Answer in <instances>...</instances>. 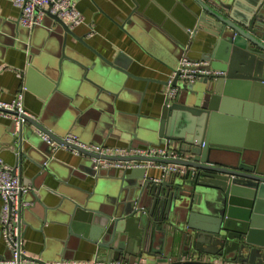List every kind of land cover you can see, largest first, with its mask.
Segmentation results:
<instances>
[{"label":"water","instance_id":"obj_1","mask_svg":"<svg viewBox=\"0 0 264 264\" xmlns=\"http://www.w3.org/2000/svg\"><path fill=\"white\" fill-rule=\"evenodd\" d=\"M195 1L202 11L193 14L194 27L188 33L203 32L201 46L206 49L200 66L187 69L195 80L182 78V56L164 83L177 89L175 99H166L159 119L126 133L129 150L165 145L182 159L107 156L66 144L63 138L76 134L67 128L77 127L82 116L90 120L84 132L94 141L105 133L112 136L117 130L116 102L125 79L135 77L118 60L95 52L49 12L32 30L15 23L18 39L30 40L20 28L31 33L36 50L31 53L40 61L38 66L33 60L29 72L56 75L51 84L45 83L49 97L66 94L75 112L55 121L47 117L46 107L37 116L0 108L1 113L19 118V124L12 120L9 136L1 142V149L14 150L16 164L0 159L12 168L20 167L23 159L35 164L40 170L36 198L43 203L50 196L59 199L40 212L31 208L23 212L24 225V216L31 211L36 216L34 229L57 225L62 232L40 257L25 256L29 263L73 261L82 245H90L96 249L97 264H264V0ZM137 17L133 12L128 24H142ZM47 21L55 28L41 44L35 33ZM5 26L0 25V37ZM68 37L105 66L70 57ZM180 46L176 51L189 50L191 44ZM24 49L28 51L27 46ZM235 130L238 134L231 138L229 132ZM44 137L77 150L82 159L77 168L58 173L54 162L59 149ZM94 159L161 163L178 166L179 171L156 182L146 178V167L123 170L118 177L119 169H95ZM71 177L83 183L92 179L93 189L71 184ZM47 255L54 257L52 263Z\"/></svg>","mask_w":264,"mask_h":264},{"label":"crops","instance_id":"obj_2","mask_svg":"<svg viewBox=\"0 0 264 264\" xmlns=\"http://www.w3.org/2000/svg\"><path fill=\"white\" fill-rule=\"evenodd\" d=\"M74 3L85 18V23L73 30L75 34L83 38L104 58L110 61L118 60L119 66L126 68L135 79L129 77L125 79L122 97L116 102L117 130L112 136L109 137L108 133H105L99 137L98 142L94 141L93 137L84 132L89 128L90 120L83 116L77 127L73 128L72 125L67 128L68 132L73 130L81 141L103 145L106 149H128L129 139L126 133L134 132L142 122L157 120L161 117L169 91L164 83L173 74L179 59L186 56L192 61H201V56L206 50L201 46L204 33L198 31L195 36H190L188 32L194 27V15H199L202 9L195 0H75ZM135 11L140 16L137 17L138 20L140 19L142 23L139 26L136 22L128 24L131 14ZM20 15V10L11 1L0 0V25H6V32L0 37V103H11L25 87L27 91L23 105L29 115L37 116L46 107L49 119L57 121L72 117L75 112L71 111L73 107L70 97L64 93L49 97L50 91L45 83L51 84L52 77L56 78V75L39 74L37 69L29 72L32 61L34 60L36 63L34 64L38 66L40 61L31 53L36 51L31 45V33L20 28L23 37H29V43L18 39V35L15 34L18 30L15 23L19 21ZM46 24L47 26L36 30L35 37L38 43L42 44L50 30L55 28L50 21ZM125 24H127L126 27ZM91 32L92 35L89 36ZM187 44H191L189 50L176 51L177 46L181 45L182 48ZM67 45L70 48L69 56L77 62L92 61L97 65L105 66L92 51L75 39L68 37ZM24 46L28 47V51L24 49ZM81 114L82 112H79V116L75 119H79ZM75 119L72 120L75 121ZM11 122L12 119L0 115V157L7 164L15 165L14 150L1 149L3 145L1 142L9 136ZM237 134L236 130L229 132L231 138H235ZM25 148H28V145L25 144ZM139 148L144 146L139 145ZM81 161L82 159L72 152L60 149L55 154L54 167L58 173L69 174ZM19 168L22 180L31 188L25 199L31 211L37 209L40 212L45 206L53 207L58 204L59 199L56 196H50L46 203H43L34 195L35 185H40L38 181H35L40 171L35 164L23 159ZM146 168V178L149 180L156 182L164 179L163 168L157 166ZM122 174L123 170H119L117 176L121 177ZM104 182L110 183V180L105 179ZM70 183L88 191L93 189L92 179L83 183L71 177ZM1 205L0 201V213ZM31 211L24 216V252L26 256L38 258L48 244L61 238L62 232L57 225H51L46 230L34 229L36 216ZM10 258L11 254L1 239L0 227V264H8ZM52 258L54 257L47 255V262L52 263ZM72 262L96 263L95 247L82 245L75 253Z\"/></svg>","mask_w":264,"mask_h":264},{"label":"built area","instance_id":"obj_3","mask_svg":"<svg viewBox=\"0 0 264 264\" xmlns=\"http://www.w3.org/2000/svg\"><path fill=\"white\" fill-rule=\"evenodd\" d=\"M14 6H16L20 12L19 22L24 28L32 30L33 28L40 26L46 16V12L57 16L61 21L65 23L70 30H75L79 26L85 23V18L78 10L73 0H9ZM93 31V28H92ZM92 35V32L89 36ZM200 66V62L190 60L188 57H183L180 62V69L183 71V79L187 82H193L195 77L190 73L192 71L187 70ZM26 88L23 87L18 93L16 99L11 103H0V108L8 111L17 112L20 114L29 115L23 105L24 94ZM178 91L177 89L169 88L167 93V100L172 102ZM1 116L10 118L19 124V118L12 116L8 113H1ZM30 116V115H29ZM49 144L56 149H64L78 155L79 152L75 149L58 145L55 142L44 137ZM63 141L72 146L79 147L88 152L97 153L107 156H141L147 158L158 159H182L183 155L175 150H170L166 146H150L138 149H106L97 147L90 144H85L73 134H68L63 138ZM96 164L95 169H112L119 170H132L139 167H161L164 170L165 176L170 173H176L179 171V167L175 165H164L161 163H140V162H117L108 161L103 159H94ZM30 186L26 185L21 177L20 168H12L4 164L0 159V201L1 213H0V227H1V239L5 243L7 249L11 252V260L8 264H24L28 263L25 260L24 252V224H23V212L30 207V205L24 200L25 196L30 192ZM53 264H97L91 262H72V261H60Z\"/></svg>","mask_w":264,"mask_h":264}]
</instances>
